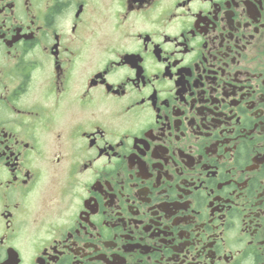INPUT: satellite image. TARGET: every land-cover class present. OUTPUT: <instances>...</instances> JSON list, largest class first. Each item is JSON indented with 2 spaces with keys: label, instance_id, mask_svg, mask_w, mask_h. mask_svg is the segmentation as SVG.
Segmentation results:
<instances>
[{
  "label": "flooded vegetation",
  "instance_id": "flooded-vegetation-1",
  "mask_svg": "<svg viewBox=\"0 0 264 264\" xmlns=\"http://www.w3.org/2000/svg\"><path fill=\"white\" fill-rule=\"evenodd\" d=\"M0 264H264V0H0Z\"/></svg>",
  "mask_w": 264,
  "mask_h": 264
}]
</instances>
